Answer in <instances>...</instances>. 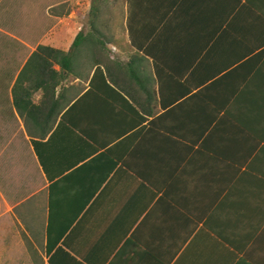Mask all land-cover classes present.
<instances>
[{
  "label": "crops",
  "instance_id": "obj_1",
  "mask_svg": "<svg viewBox=\"0 0 264 264\" xmlns=\"http://www.w3.org/2000/svg\"><path fill=\"white\" fill-rule=\"evenodd\" d=\"M11 223L33 264H264V0H0Z\"/></svg>",
  "mask_w": 264,
  "mask_h": 264
},
{
  "label": "trees",
  "instance_id": "obj_2",
  "mask_svg": "<svg viewBox=\"0 0 264 264\" xmlns=\"http://www.w3.org/2000/svg\"><path fill=\"white\" fill-rule=\"evenodd\" d=\"M79 37L80 36H78V38ZM78 38H77L74 46H76L78 44ZM39 52L45 53V54H49L52 57L53 63H49L48 64V66L50 68L53 67L55 62L59 63V65H60V58H61V55H62L61 51L56 50V49H51V48L40 47L39 48ZM36 57H39V54L33 55L32 59H34ZM104 160H106V162L108 164L110 162H112V160L109 158V154L108 153H104L101 157L99 156L98 158H95V160H92V161L88 162L87 164H85L79 170L73 172L72 174H73V176H75L76 174L80 173V170L84 171L87 168H89L91 164H94V163L96 164V162H105ZM109 168L110 169L106 171V174L100 176V178L98 179L97 188H95V190H94V191H96V193L100 190L101 187H103V185L107 181L109 175L111 174L112 169H111V167H109ZM72 174H70L71 177H72ZM69 178H70V176L67 179H69ZM94 195H95V192H94ZM51 211L55 215L54 209H51ZM56 218L59 220V223H61V224H58V223L54 224V220L55 219H54L53 216L51 217L52 220H51V224L49 226L48 244H47V253L48 254H50L54 249H56L57 245L60 243V241L62 240L63 236L67 232V228L69 227V226H64V224H63V219L65 218V216L63 214L60 215V213H57Z\"/></svg>",
  "mask_w": 264,
  "mask_h": 264
},
{
  "label": "rangeland",
  "instance_id": "obj_3",
  "mask_svg": "<svg viewBox=\"0 0 264 264\" xmlns=\"http://www.w3.org/2000/svg\"><path fill=\"white\" fill-rule=\"evenodd\" d=\"M27 206L29 207L30 204ZM10 228L11 231L7 233V239L0 242V264H33L28 246L24 244L23 246H19V238L16 239L14 237L15 227L12 223L10 224ZM3 238L1 236V239ZM9 249L14 251V256L11 253H7Z\"/></svg>",
  "mask_w": 264,
  "mask_h": 264
}]
</instances>
